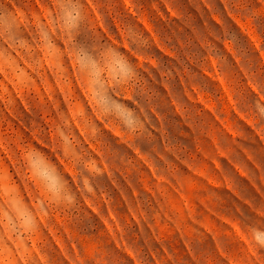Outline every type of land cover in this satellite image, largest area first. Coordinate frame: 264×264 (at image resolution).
<instances>
[{"label": "rangeland", "instance_id": "rangeland-1", "mask_svg": "<svg viewBox=\"0 0 264 264\" xmlns=\"http://www.w3.org/2000/svg\"><path fill=\"white\" fill-rule=\"evenodd\" d=\"M0 264H264V0H0Z\"/></svg>", "mask_w": 264, "mask_h": 264}]
</instances>
